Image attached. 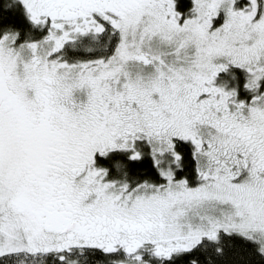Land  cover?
<instances>
[{"label":"snow or ice","instance_id":"6c2138e0","mask_svg":"<svg viewBox=\"0 0 264 264\" xmlns=\"http://www.w3.org/2000/svg\"><path fill=\"white\" fill-rule=\"evenodd\" d=\"M0 264H264V0H0Z\"/></svg>","mask_w":264,"mask_h":264}]
</instances>
